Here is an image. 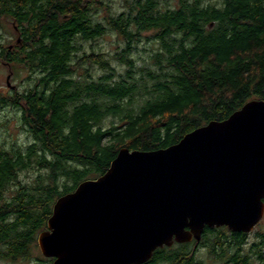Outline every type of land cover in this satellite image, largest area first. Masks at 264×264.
<instances>
[{"label": "trees", "instance_id": "16d2710c", "mask_svg": "<svg viewBox=\"0 0 264 264\" xmlns=\"http://www.w3.org/2000/svg\"><path fill=\"white\" fill-rule=\"evenodd\" d=\"M4 18L17 35L0 43V62L38 75L24 92H0L32 138L0 148L1 258L30 257L55 200L104 174L122 147L166 148L264 100V0H125L119 11L105 0H0ZM109 33L123 42L113 55L87 52ZM143 39L157 44L148 59L136 57ZM29 171L33 181L19 179ZM248 236L205 227L199 243L216 264H264L259 244L244 252ZM193 244L158 248L145 264H206Z\"/></svg>", "mask_w": 264, "mask_h": 264}, {"label": "water", "instance_id": "95a60500", "mask_svg": "<svg viewBox=\"0 0 264 264\" xmlns=\"http://www.w3.org/2000/svg\"><path fill=\"white\" fill-rule=\"evenodd\" d=\"M264 217V100L156 150L122 147L108 170L58 197L38 235L52 264H145L205 227L250 233Z\"/></svg>", "mask_w": 264, "mask_h": 264}, {"label": "rangeland", "instance_id": "374dc122", "mask_svg": "<svg viewBox=\"0 0 264 264\" xmlns=\"http://www.w3.org/2000/svg\"><path fill=\"white\" fill-rule=\"evenodd\" d=\"M105 1H107L111 5V9H113V11L122 10V7L125 6V0ZM209 1L212 2L215 0ZM16 35L17 34L15 32L12 21L6 18L0 19V43L9 45L14 42V40L16 39ZM122 46L123 42L120 41L115 34L109 33L103 38H99L98 40L93 42H88L85 45V49L89 53L94 50L97 53L103 52L108 53L109 55H113L117 48ZM156 47V43H153L152 41H149L147 39H143L141 42L136 44V57L148 59L150 57V54ZM90 71L93 74L99 72V67H90ZM37 75L38 73L30 72L27 69H15L14 67L12 68L10 65L4 62H0V92H2L3 94H7L8 92L14 90L24 92L25 90H28L29 88L34 86V84L36 83ZM20 119L21 112L18 108H15L11 105L0 106V148L6 150H17L19 148L24 149L27 147V145L32 143V138L30 137L29 133H27V131L21 127ZM42 172L44 173V175L46 174L45 171ZM36 176V171H29L26 173H22L19 179L23 182H31ZM262 233H264V219L261 223L256 225V230L249 233V236L247 237L246 243L243 248L245 253H250V247L253 243L259 244L261 249L264 251V243H261L264 241H262V239L259 237V234ZM38 235L39 233L37 234V246L31 250L30 257H18L16 259L0 257V264H45L46 257L42 255L39 249ZM3 248L5 247L0 246V251ZM218 250L219 252H221L220 249ZM196 256H198L206 264H216V261L214 259L216 255H213V253L211 252L210 244L203 245V247L201 246V248H199V250L197 251ZM251 261L253 262V264H261L256 256H253ZM219 263L220 261H218V264Z\"/></svg>", "mask_w": 264, "mask_h": 264}, {"label": "flooded vegetation", "instance_id": "af4514ba", "mask_svg": "<svg viewBox=\"0 0 264 264\" xmlns=\"http://www.w3.org/2000/svg\"><path fill=\"white\" fill-rule=\"evenodd\" d=\"M263 219H264V217L262 218V220L259 222V223H261L262 221H263ZM214 228H221V227H214ZM227 228V227H226ZM228 229V228H227ZM205 230V229H204ZM229 230V229H228ZM254 230H256V226H255V228H254ZM253 230V231H254ZM229 231H231V230H229ZM232 232V231H231ZM251 233V232H250ZM248 235H249V233H247ZM262 234H264V233H262ZM204 236V232L202 233V235H201V239L199 240V241H197L198 242V244H193V242H194V239L191 241V242H188V243H192L193 244V248L194 249H198L199 250V248H201V246L203 247V245H201L199 242H201V240H202V237Z\"/></svg>", "mask_w": 264, "mask_h": 264}]
</instances>
